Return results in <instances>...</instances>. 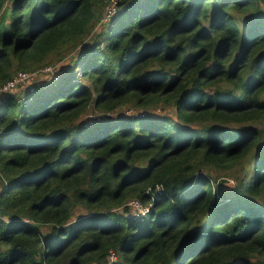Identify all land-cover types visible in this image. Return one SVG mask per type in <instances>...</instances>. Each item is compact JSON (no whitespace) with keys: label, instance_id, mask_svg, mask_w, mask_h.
<instances>
[{"label":"trees","instance_id":"16d2710c","mask_svg":"<svg viewBox=\"0 0 264 264\" xmlns=\"http://www.w3.org/2000/svg\"><path fill=\"white\" fill-rule=\"evenodd\" d=\"M20 71L0 264H264V0H0Z\"/></svg>","mask_w":264,"mask_h":264},{"label":"rangeland","instance_id":"374dc122","mask_svg":"<svg viewBox=\"0 0 264 264\" xmlns=\"http://www.w3.org/2000/svg\"><path fill=\"white\" fill-rule=\"evenodd\" d=\"M110 9V8H109ZM114 12L112 11V12H110V15H112ZM53 72V69L49 66V67H47L45 70H44V72H43V74L45 75L44 77L46 78L50 73H52ZM25 73H27V72H25ZM40 73V72H39ZM34 74H29V73H27V75L24 77L25 79L24 80H22V81H18V82H16V83H14V85L13 86H11V87H6V88H3V89H1L0 90V94L1 93H4L5 94V91L6 92H8V90H9V92H12V90H10V89H13L17 84H19V83H22V85L24 86L23 88H29V91H31V92H33V90H34V88H33V83H31V82H33V81H30V80H28L29 79V77H31V76H33ZM40 79V77H39V75H37V77H36V80H39ZM20 86V85H19ZM15 90V92L16 91H18L19 89H17L16 90V88L14 89ZM1 97V96H0ZM27 100H29V99H25L24 101H27ZM92 111H89L88 113H86V115L87 114H89V113H91ZM91 114H94V113H91ZM83 117H85V115L83 116ZM134 212V211H133ZM145 213H142L141 215H144ZM196 249H197V247H196ZM193 251H195V249L193 250ZM115 258V255H114V253H112L111 255H110V260H113Z\"/></svg>","mask_w":264,"mask_h":264},{"label":"built area","instance_id":"2783aa9c","mask_svg":"<svg viewBox=\"0 0 264 264\" xmlns=\"http://www.w3.org/2000/svg\"><path fill=\"white\" fill-rule=\"evenodd\" d=\"M112 11H114V8H112ZM27 75V73L25 72H18L11 80H9L4 86L3 88H6V87H11L14 85V83L18 82V81H22L24 80L25 76ZM130 204L134 207H139L141 206L140 203L138 202V200H131L130 201ZM112 254V253H111ZM110 254V255H111ZM114 260V259H113Z\"/></svg>","mask_w":264,"mask_h":264},{"label":"clouds","instance_id":"9594fccd","mask_svg":"<svg viewBox=\"0 0 264 264\" xmlns=\"http://www.w3.org/2000/svg\"><path fill=\"white\" fill-rule=\"evenodd\" d=\"M113 12H115V9H114V11ZM134 200H136V199H134ZM131 201V200H130ZM133 209L135 210L134 212L136 213V214H142V213H145L146 214V212L148 211V208H147V206H139V207H134L133 206ZM144 214V215H145Z\"/></svg>","mask_w":264,"mask_h":264}]
</instances>
